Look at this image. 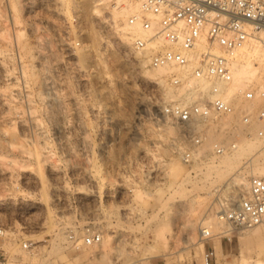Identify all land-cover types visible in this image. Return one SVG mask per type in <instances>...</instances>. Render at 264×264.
<instances>
[{
	"label": "rangeland",
	"instance_id": "rangeland-1",
	"mask_svg": "<svg viewBox=\"0 0 264 264\" xmlns=\"http://www.w3.org/2000/svg\"><path fill=\"white\" fill-rule=\"evenodd\" d=\"M120 3L0 0V170L13 174L0 172V259L204 264L211 249L213 264H264V223L212 220L247 194L241 178L264 168V139L240 136L237 149L251 144L243 154L217 157L212 144L231 137L211 126L197 159L184 163L178 128L161 114L173 99L166 71H150L132 50L125 25L136 0ZM244 55L260 67L249 81L264 84V44ZM87 229L101 243L81 245Z\"/></svg>",
	"mask_w": 264,
	"mask_h": 264
},
{
	"label": "built area",
	"instance_id": "built-area-1",
	"mask_svg": "<svg viewBox=\"0 0 264 264\" xmlns=\"http://www.w3.org/2000/svg\"><path fill=\"white\" fill-rule=\"evenodd\" d=\"M94 1L99 7L121 6L120 0ZM125 26L132 34V50L146 58L149 69L166 71L165 82L174 97L162 105L161 114L178 128L184 163L197 159L211 126L231 137L212 144L210 153L217 157L237 150L240 136L264 139V84L246 81L236 95L228 96L235 72L248 60L245 50L264 31V0H136ZM250 60L259 75L258 63ZM220 215L236 229L261 225L264 176H250L247 194L237 204L227 203ZM4 234L0 227V237ZM201 236L211 238V230L201 228ZM69 238L79 247L74 236ZM101 241L100 233L87 229L81 245ZM213 258L214 251L208 249L204 264H213ZM0 264L15 263L3 258Z\"/></svg>",
	"mask_w": 264,
	"mask_h": 264
},
{
	"label": "bare ground",
	"instance_id": "bare-ground-1",
	"mask_svg": "<svg viewBox=\"0 0 264 264\" xmlns=\"http://www.w3.org/2000/svg\"><path fill=\"white\" fill-rule=\"evenodd\" d=\"M136 6V5H135ZM136 9V7H134V10ZM133 10V11H134ZM132 11V12H133ZM129 12H130V10H129ZM132 12H130L129 14H131ZM124 14H127V12H124ZM251 43H253V45H254V47H255V51L256 50H258V48H260V46L261 45H263L264 44V31H262V32H260L259 33V35H257L256 36V38H254L253 40H252V42ZM92 46H90V49H92L91 48ZM150 71H156V72H158V71H165V69H157V70H150ZM255 73V69H253V66H252V63H251V61L250 60H247L240 68H238V70L235 72V74H234V83H233V85H232V87L229 89V91H228V96L229 97H232V96H234V94H236L235 92H239L242 88H243V85H244V83L246 82V81H249V79H250V77H251V75H253ZM174 97L173 96V94L172 95H169V97ZM7 107V106H6ZM10 113V112H9ZM15 114V113H14ZM228 122H230L229 120H227V125L229 124ZM61 123V122H60ZM32 125L35 127V128H38V121H35V120H33L32 121ZM12 127V126H11ZM11 129V128H10ZM60 129H62V128H60ZM63 130V129H62ZM6 133V132H5ZM4 133V134H5ZM36 134H37V132H36ZM2 140V139H1ZM45 142V141H44ZM242 142H244V141H242ZM246 145L248 146L247 148H249L250 146H251V144H245V146L243 145V144H241V146L239 147V149H237V152H242L241 154H243V152H245V149H246ZM25 152V151H24ZM238 154V153H237ZM231 155H236V154H231ZM234 157L235 156H230V155H228V156H226V158L223 160V163H225L226 161H230L231 159H234ZM16 164V163H15ZM2 169H3V167H2ZM54 169V168H53ZM53 169H51L50 170V173H51V175L53 174V175H56V176H58L57 175V171L56 172H54L55 170H53ZM4 170V169H3ZM3 170H0V172H1V174L2 175H9V177L11 178L12 176H13V174H11V173H7V172H4ZM252 174L253 175H255V176H264V168H259V167H257V166H255V167H253V169H252ZM58 178V177H57ZM8 180H10L9 178H8ZM247 183H248V181L246 182V180H245V178L243 179V178H241V180L238 182V187H239V189H241V190H243V189H245V187H247ZM57 188V187H56ZM45 190V189H44ZM55 191V190H54ZM58 191V190H57ZM59 196V195H58ZM243 196H239V198L237 199V201L235 202V204H237L238 203V201L242 198ZM213 221H215V222H217L218 224L219 223H222L223 222V219H222V216L221 215H216L213 219H212ZM207 222L208 221H206V220H204L203 222H202V224H207ZM264 223V222H263ZM262 223V224H263ZM261 224V225H262ZM208 226V227H207ZM206 227L208 228V229H210L211 230V228H212V225L210 224H208V225H206ZM254 237L257 239V238H259L260 237V233H259V231L258 232H255L254 233ZM259 264H263L262 262H259Z\"/></svg>",
	"mask_w": 264,
	"mask_h": 264
}]
</instances>
